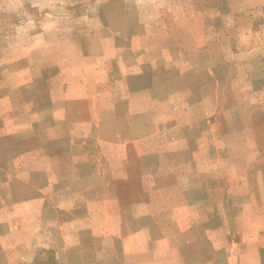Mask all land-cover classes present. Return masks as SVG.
Masks as SVG:
<instances>
[{
	"label": "crops",
	"instance_id": "obj_1",
	"mask_svg": "<svg viewBox=\"0 0 264 264\" xmlns=\"http://www.w3.org/2000/svg\"><path fill=\"white\" fill-rule=\"evenodd\" d=\"M35 10L42 12L39 18L31 14ZM97 13L98 5L86 10L67 0L39 7L0 5V18L11 15L14 34L22 32L29 45L22 55L13 52L0 62V264H264V224L255 228L256 221L264 223V133L254 123L257 100L245 99L258 87L253 92L239 87L243 98L231 100L225 69L237 56L216 53L220 65L205 69L201 90L220 95L212 99L204 94L201 103L196 102L201 111L182 117L186 148L179 147L180 136L172 138L169 132L179 126L180 118L161 115L160 103L155 123L165 125L157 127L156 149L149 151L145 145L148 133L127 138L109 131L102 136L100 126L113 124L116 115L102 120L96 114L85 120L79 109L87 102L89 109L100 105L95 97L106 92L114 63L122 68L121 60L132 61L126 53L137 55L133 50L139 46L140 65H170L193 56L158 52L149 57L145 39H130L123 49L110 39L107 45L96 35L101 26ZM69 23L76 33L45 36L48 28ZM37 27L41 35H31ZM56 43L61 56L57 64L58 57L47 50ZM37 45L44 47L38 60L48 62L37 71L31 62L22 69L31 53L38 52ZM203 45L198 39L192 50ZM205 55L213 59L209 51ZM10 64L13 71L7 68ZM172 69L180 75L177 63ZM131 71L122 74L145 75ZM58 82L59 95L54 97ZM113 100H108L110 112ZM72 104L79 111L70 113ZM172 107L177 111L182 106ZM79 120L88 131L74 132L71 125ZM133 120L124 116V122ZM120 141L134 145L136 162L130 150L115 149ZM150 156L157 158L154 169H149ZM247 185L253 190L246 191Z\"/></svg>",
	"mask_w": 264,
	"mask_h": 264
},
{
	"label": "rangeland",
	"instance_id": "obj_2",
	"mask_svg": "<svg viewBox=\"0 0 264 264\" xmlns=\"http://www.w3.org/2000/svg\"><path fill=\"white\" fill-rule=\"evenodd\" d=\"M46 1L50 3L51 0H0V5L12 6L20 2L25 5L39 7ZM67 1L70 6L84 5L86 10L92 4L98 5L99 13H97L96 18L99 19L101 26L98 28L99 33H96V35L98 34L103 39L105 38L107 45L109 43L107 40L110 39L113 41V45L123 49V47H128L130 39H134L135 41L145 39L149 41L147 51L149 57H154L158 52H180L181 54L185 52L184 55H188V57L193 56L189 61L176 62L179 68L176 71H179L180 75H176L172 69V66L176 63H171L170 65L163 63L157 66H152L151 64L140 65L137 59L143 52H140V46L138 49L133 50L138 52L137 55L135 52L126 53L134 62L131 66L127 63H131L132 61L130 60L127 62L121 60L120 64L123 65L122 68H117L114 63L116 71L114 70L113 76H109L108 78L111 83L106 86V92H101L95 97L96 100L99 99L100 105L95 109H89L87 102V104H83L79 109L80 117L85 120H87L88 116H96V114H100L102 120H107L110 116L116 115L117 118L113 124L102 123L99 129L102 136H107L109 131H115L120 136L127 138L140 137L141 133H148L149 140L147 139L144 143L149 148V151L150 149H156L159 145L157 127L165 125H157L155 123L157 116H160L157 109V105L160 103L164 105V107H159V112H162L161 115L180 118L178 122L180 123L179 126L174 127L169 132L175 135L172 138L180 136L182 141L179 147L182 149L186 148L188 141L185 138V134L187 130L182 127V117H195L196 115L193 113L201 111L197 107L199 105L196 102L200 104L204 98V94L212 96V99L216 95H220L219 92L217 93L214 90H201V87H204L202 82L205 77L203 75L205 69L207 68L208 70L211 65H220V60L214 57L216 53L220 52L229 54V56H232V53H234L237 56L236 62L228 64L225 69V73L227 72L230 78V91L227 94L231 95V100L243 98V91L246 88H250L249 90L252 92L254 86L259 88H257V92L255 91L256 93H254L253 97L249 98L245 96V99L252 100L255 98L257 100L253 107V112L255 111L254 123L260 126L261 129L259 131L264 133V0ZM90 10L89 15L92 12L91 8ZM34 12L31 14H36L38 18L42 14L40 11L35 10ZM11 17V15L5 14L0 18V62H2V59L7 60L3 57L13 52L16 56L22 55L23 51L29 46L27 42L23 41L24 39L27 40V36L18 31L17 34H14L16 30L12 27L13 21ZM72 31L74 32L72 33ZM32 33L31 35L34 36L41 35L38 27L37 29H33ZM44 33L45 36H49L50 34L72 35L76 33V26L69 23V26L66 27L48 28ZM13 35H16V38H12ZM198 39H201L204 47L192 50V43L198 41ZM156 41L160 43L154 44ZM91 44L89 46H92ZM71 47L72 45L69 44L68 49L70 52H73ZM190 47L191 53L188 52L190 51ZM35 50L38 52L33 51L31 53L30 61L27 60V64L22 63V69L29 66L28 63L31 62L32 69H36L37 71L43 62H48L46 60H38L40 53L44 52L42 45H37ZM47 50L54 52V57H58L54 60L56 64L57 62H61L60 44H53L52 48ZM205 50L209 51V54L212 53V60L205 58ZM122 53L125 54V52ZM195 54L196 59L194 58ZM253 54L254 56H259V59H253L251 56ZM236 63H242L241 67L235 66ZM7 68L13 71L12 64L7 66ZM130 68L133 71H141V74L145 72V75L123 76L122 72L126 73ZM50 72L54 73L55 69H51ZM215 78L214 80H216ZM59 82L54 84V89L57 90L54 92V97H58L59 95L57 93L60 89ZM239 87L244 89H240ZM92 95L95 96L96 93H92ZM110 95L111 97H109ZM110 98H114L112 112L108 108V100ZM173 103L176 106L181 105L182 107H178V110L175 111L174 107H172ZM234 103V101L230 102L232 105ZM79 110L74 104L68 109L70 113ZM180 112H183V114H180ZM70 113L69 115L71 116ZM142 114L144 118H142ZM124 116H132L134 120L132 122H124ZM241 118L244 120L243 114H241ZM146 119L149 120V123L145 124ZM71 126L72 128L74 127V132L80 131L79 128L88 131V125L84 123L80 125V120ZM123 142H118L115 149L117 151H126L127 153L130 150L133 155V162H136L134 145L129 143L124 144ZM101 147L107 148L105 144H102ZM137 147L141 149L142 144H138ZM251 158L250 154L248 159L250 160ZM116 159L119 162L121 158L118 155ZM165 159L169 160V157L165 156ZM147 160L149 169H154L157 158L150 156ZM117 175L119 178H123V172L118 171ZM246 188V191L249 192L253 190L251 185H247ZM232 191L235 192L236 189H232ZM260 210L264 211V208ZM263 224L260 221H256L255 228H261L260 226H263ZM245 226L249 227L247 221Z\"/></svg>",
	"mask_w": 264,
	"mask_h": 264
},
{
	"label": "trees",
	"instance_id": "obj_3",
	"mask_svg": "<svg viewBox=\"0 0 264 264\" xmlns=\"http://www.w3.org/2000/svg\"><path fill=\"white\" fill-rule=\"evenodd\" d=\"M46 256H47V257H50L49 255H46ZM33 264H37V263L34 262ZM49 264H51V263H49Z\"/></svg>",
	"mask_w": 264,
	"mask_h": 264
}]
</instances>
